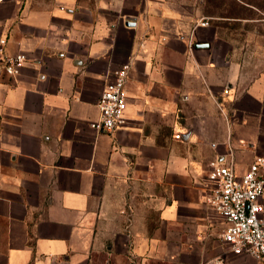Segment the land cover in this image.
Instances as JSON below:
<instances>
[{
	"label": "crops",
	"instance_id": "0c3cea01",
	"mask_svg": "<svg viewBox=\"0 0 264 264\" xmlns=\"http://www.w3.org/2000/svg\"><path fill=\"white\" fill-rule=\"evenodd\" d=\"M211 20L174 0L0 4L4 52L26 57L0 76V264H256L222 243L207 172L264 156V66ZM124 65V124L97 132Z\"/></svg>",
	"mask_w": 264,
	"mask_h": 264
},
{
	"label": "built area",
	"instance_id": "2783aa9c",
	"mask_svg": "<svg viewBox=\"0 0 264 264\" xmlns=\"http://www.w3.org/2000/svg\"><path fill=\"white\" fill-rule=\"evenodd\" d=\"M6 0H0V4ZM201 26H208L202 21ZM0 40V76L19 74L26 57L22 53L6 54ZM129 66L120 67L110 86L104 89L97 107L99 118L90 127L97 132L111 133L124 124L127 98L124 92ZM179 139V135L176 136ZM210 184L207 204L225 223L221 241L234 255L247 254L256 264H264V156L256 157L242 176L231 165L216 161L208 165Z\"/></svg>",
	"mask_w": 264,
	"mask_h": 264
},
{
	"label": "rangeland",
	"instance_id": "374dc122",
	"mask_svg": "<svg viewBox=\"0 0 264 264\" xmlns=\"http://www.w3.org/2000/svg\"><path fill=\"white\" fill-rule=\"evenodd\" d=\"M49 3L50 0H36ZM189 4L211 17L213 26L224 35H232L240 60L249 68L264 66V0H174ZM243 53H247L243 56Z\"/></svg>",
	"mask_w": 264,
	"mask_h": 264
},
{
	"label": "water",
	"instance_id": "95a60500",
	"mask_svg": "<svg viewBox=\"0 0 264 264\" xmlns=\"http://www.w3.org/2000/svg\"><path fill=\"white\" fill-rule=\"evenodd\" d=\"M133 24H134V22L131 19L126 20V25H133ZM196 47L201 48V47H203V44H199Z\"/></svg>",
	"mask_w": 264,
	"mask_h": 264
}]
</instances>
